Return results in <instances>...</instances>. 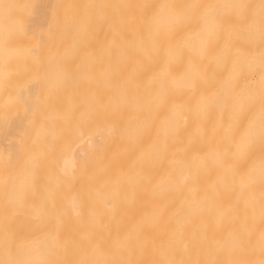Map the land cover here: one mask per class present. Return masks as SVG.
Masks as SVG:
<instances>
[{"label": "bare ground", "instance_id": "6f19581e", "mask_svg": "<svg viewBox=\"0 0 264 264\" xmlns=\"http://www.w3.org/2000/svg\"><path fill=\"white\" fill-rule=\"evenodd\" d=\"M262 118L261 0H0V264H264Z\"/></svg>", "mask_w": 264, "mask_h": 264}, {"label": "snow or ice", "instance_id": "6c2138e0", "mask_svg": "<svg viewBox=\"0 0 264 264\" xmlns=\"http://www.w3.org/2000/svg\"><path fill=\"white\" fill-rule=\"evenodd\" d=\"M262 7H264V0H261ZM261 139L264 140V118L261 121V131H260Z\"/></svg>", "mask_w": 264, "mask_h": 264}, {"label": "rangeland", "instance_id": "374dc122", "mask_svg": "<svg viewBox=\"0 0 264 264\" xmlns=\"http://www.w3.org/2000/svg\"><path fill=\"white\" fill-rule=\"evenodd\" d=\"M32 6H33V2H32Z\"/></svg>", "mask_w": 264, "mask_h": 264}]
</instances>
